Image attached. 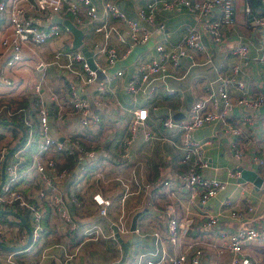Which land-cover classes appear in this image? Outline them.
Instances as JSON below:
<instances>
[{"label": "built area", "instance_id": "built-area-1", "mask_svg": "<svg viewBox=\"0 0 264 264\" xmlns=\"http://www.w3.org/2000/svg\"><path fill=\"white\" fill-rule=\"evenodd\" d=\"M261 1L264 3V0ZM159 2L165 8L189 6L205 20L206 28L189 26L177 47L169 48L159 42L156 44V54L137 64L127 82V89L134 93L141 91L148 98L154 97L163 84L164 75L161 73L168 63L177 65L189 53V48L203 46L204 32L207 31L213 41L223 42L224 28L231 22L235 12L234 0H152L141 5L138 14L147 21H153L154 9ZM218 7L220 12L217 13L220 14L212 16L211 13ZM104 8L109 13H100L93 0H0V56L6 57L3 66L0 65V241L16 247L28 242L29 232L22 217L31 228V239L26 246L7 250L3 259L7 264H24L19 259L22 251L30 250L40 253L41 257H49L55 254L56 248L61 249L60 262L71 264L72 257L80 248L74 236L80 223L74 213L98 212L106 215L112 204V198L105 194V184H102L108 180L107 172L111 168L107 163L109 159H100L96 144L86 143L82 138L85 129L91 123H99L102 116L100 112L92 111L91 98L79 90V85L94 83L95 100L102 105L106 104L103 98L107 95L112 77L108 67L126 55L136 43L147 41L151 32L139 19L128 16L115 3L106 1ZM246 8L250 10L249 5ZM56 13L63 17L70 14L72 21L80 27L86 21L95 22L94 30L102 33L104 38L94 46L95 65H91L80 46L63 48L57 49L51 59L39 57L34 64L25 62L21 66L20 70L29 77L35 75L36 69H41L39 79L33 77L29 81L27 76H14L13 66L25 60V51L33 54L34 47L64 35V25L53 21ZM110 16L119 18L126 25L130 41L123 53L110 42L114 33L124 39L118 26L110 22ZM253 18L262 26L264 39V14ZM234 51L240 61L246 62L250 58L249 46L245 43L236 45ZM100 53L106 55L108 65L99 61ZM52 64L68 71L67 95H62L48 83L47 71ZM238 69V65L233 68L234 71ZM7 71H11V74ZM116 74H123V69H117ZM216 83L218 88L211 85L207 95L195 99L183 118L175 119L168 114L162 122L167 127L180 130L186 159L196 154L194 163L180 172L178 179L183 183L182 188L190 192L192 199L199 198L200 209L196 213L205 225L214 227L213 235L218 242L215 246H218L220 252L230 253V264H264V258L248 251L253 242L264 244V226L259 227L253 223L246 213L253 210V205H249L246 210L235 209L231 197L227 196L221 199L217 210L209 209V201L226 188L228 181L203 173L202 169L209 165L204 154L207 140L193 136L197 127L219 120L224 130L233 136L234 155L240 157L243 150L238 145L237 137L245 131L244 122L232 120L233 109L236 106H260L264 102V90L247 92L246 81L235 74L220 75ZM230 85L239 88L242 93L233 96L229 91ZM20 95L32 98V105L23 112L13 104ZM48 101L57 106H50ZM148 115L146 106L133 109L129 132L122 141V153L125 156H130L139 135L153 137L152 130L146 125ZM75 119L77 122L74 124ZM55 130L63 138L55 135ZM256 161L264 169V155H258ZM81 162L79 170L72 175ZM69 178H72L68 192L74 213L65 197L64 186ZM95 180L94 188H88ZM134 182L133 189L138 193L147 194L152 189L150 181L137 177ZM176 186L172 178H163L159 189L164 193H173ZM89 191H92L91 200L86 194ZM128 193L127 188L123 199ZM223 216L237 220L234 230L216 226ZM193 222V216L189 215L179 219L170 205L167 238L172 242L183 239ZM116 224L121 233L129 229L123 214ZM139 229L137 226L136 231ZM109 232L116 236L113 226ZM84 233L93 239L107 235L100 224L86 227ZM203 255L201 239H189L178 252H169L162 245L158 256L143 259L142 255L136 264H201Z\"/></svg>", "mask_w": 264, "mask_h": 264}, {"label": "crops", "instance_id": "crops-1", "mask_svg": "<svg viewBox=\"0 0 264 264\" xmlns=\"http://www.w3.org/2000/svg\"><path fill=\"white\" fill-rule=\"evenodd\" d=\"M106 1L118 5L128 16L139 19L142 25L150 30L151 35L147 41L136 43L126 55L108 67V72L112 77L107 95L103 98L106 104L102 105L95 100L94 83L79 85V90L91 98L92 111L100 112L102 116L99 123H91L85 129L82 138L86 143L96 144L100 159H109L107 162L111 167L107 172L109 186L104 187L103 190L112 198V204L106 214L107 218H101L99 213L95 212L91 216L93 218H90L92 220H89V223L100 224L107 233L106 236L100 237V240L103 239L102 243L85 235L84 229L81 230L80 227L86 222L82 218L79 220L80 225L74 236L80 243L79 255H85V258L81 257L84 259L81 262L87 264L89 258L95 259L92 251L102 253L96 258L97 264H112L121 258V243L116 236L109 234V231L112 223H116L123 214L129 229L122 235L125 239L132 235H136V238L131 242L129 253L121 264H136L142 255H144L143 259L158 256L162 245L169 252H178L189 239H201L204 249L201 264H230V253L220 252L218 246H215L218 242L213 235L214 227L205 225L196 213L200 209L199 198L192 199L190 192L182 188L183 183L178 179L179 173L194 163L196 154L185 158L180 130L165 126L162 119L168 114L175 119L183 118L195 99L207 95L211 85L218 88L216 79L220 75L235 74L236 77L244 79L247 83V92L256 93L264 90V39L262 38V26L253 18V16L264 14V3L261 0H234L235 12L231 22L224 28V41L217 43L207 31L204 32L203 46L189 48V53L182 57L177 65L168 63L161 73L164 75L163 84L154 97L148 98L141 91L134 93L127 89V82L133 75L137 64L152 58L156 54V44L159 42L169 48L177 47L189 26L196 25L205 29V20L198 16L196 10L187 5L165 8L159 2L154 9V20L147 21L138 14V9L152 0H93L102 14L109 13L104 8ZM247 5L250 10H247ZM218 11L220 12L219 7L211 15L220 14L217 13ZM65 17L72 20L70 14ZM110 22L118 26L124 37L121 39L117 33H114L110 37V42L123 53L130 41L126 25L122 20L113 16H110ZM94 24V21H86L81 25L84 31L83 43L92 52L95 44L104 40L103 34L94 30ZM64 27L63 36L34 47L33 54L25 51V60L13 66L14 76L28 77L29 81L33 77L39 79L41 69H36L35 75L29 77L26 72L20 70L21 66L25 62L32 65L39 57L51 59L57 49L74 48L73 32L66 26ZM241 43L249 46L250 58L246 62L240 61L234 51L235 46ZM64 44L70 46H64ZM98 59L108 65L104 53H100ZM5 61L6 57L0 56L1 66ZM235 65L239 67L237 71L233 70ZM120 68L123 69V74H116V70ZM48 70L49 85L62 95H67L69 91L68 71L54 64L50 65ZM7 72L11 74V71ZM229 91L233 96L242 93L234 85L229 86ZM16 98L14 105L22 112L32 105V98L29 95H20ZM48 104L57 106L50 101ZM139 106L148 107L149 115L146 125L152 130L153 137L145 138L139 135L130 156H125L122 153V141L129 132V120L133 109ZM232 120L237 123L244 122L245 131L237 137L238 145L243 150L240 157L234 155L233 136L224 130L219 120L206 122L193 131L195 138L207 140L204 145V154L209 165L202 169L203 173L209 177L228 181L226 188L209 201L208 207L211 211L217 210L221 199L229 196L232 199V207L235 209L246 210L249 205H253V210L246 212L247 216L253 223L263 227L264 188L257 189L252 181H241L239 176L241 167H246L256 169L264 177V169L256 161L258 155H264V102L258 107L236 106L233 109ZM76 122L77 119L73 121L74 124ZM238 170L240 172L237 173ZM137 177L152 183L149 193L134 191V181ZM163 178L174 180L177 189L175 188L173 193L160 191L159 187ZM127 188L129 193L123 199L124 190ZM91 192L86 193L90 200L92 199ZM170 205L173 206L174 213L179 219H185L188 215L193 216L194 219L193 225L184 233L183 239L177 242H172L167 238ZM138 212L137 226L140 229L136 231V229H131V225ZM236 222V219L223 216L216 226L225 230H234ZM51 238L54 239V235ZM108 241L112 242L113 250H109V245L106 244ZM60 251V248H56L53 256L41 257L38 252L26 250L19 254V259L24 264H62ZM248 251L261 259L264 258L263 243H251Z\"/></svg>", "mask_w": 264, "mask_h": 264}, {"label": "water", "instance_id": "water-1", "mask_svg": "<svg viewBox=\"0 0 264 264\" xmlns=\"http://www.w3.org/2000/svg\"><path fill=\"white\" fill-rule=\"evenodd\" d=\"M53 21L61 23L62 25L66 26L68 29H70L73 32V37H74L73 38V46H75V47L81 46V48L83 49V51L87 55L89 62L91 63V65L94 66L95 61H94V57H93V52H92V50H90L88 48V46L86 44L83 43V36H84L83 29L80 26H78L77 24H75L69 17H63L62 15H60L58 13L54 14ZM3 121H9V120L4 119ZM55 135H59V133L55 131ZM59 136L61 138H63L62 135H59ZM83 161H86V159L84 158ZM80 165H82V162L79 163V165H77L75 167L72 175H74L79 170ZM71 179L72 178H69V180L65 183L64 190H65V197L68 200L69 204L71 205L72 211L75 212V209L72 205V201L70 199V195L68 192V185L71 182ZM239 179L241 181H243V180L252 181L257 189L264 188V177L261 174H259V172L256 169L241 167V175L239 176ZM138 215H139V212L136 213V215L133 219V222L131 225L132 230L136 229V227H137ZM99 216L101 218H107L106 215H104V214H99ZM22 219H23V221L27 227V230L29 232L28 242H26L23 245L16 247V246H12L9 244L2 243L0 241V246L2 248L8 249V250L13 249V248H23L24 246H26L30 242L31 228H30L28 222L25 220V218L22 217ZM112 226H113L115 235H116L118 241L121 243V246H122L121 258L112 264H121L124 262L125 258L127 257L128 253H129V249H130V244L136 238V235H132V237L125 239L124 236L122 235V233L119 231L118 225L116 223H112ZM0 264H7V263L3 259L0 258Z\"/></svg>", "mask_w": 264, "mask_h": 264}, {"label": "rangeland", "instance_id": "rangeland-1", "mask_svg": "<svg viewBox=\"0 0 264 264\" xmlns=\"http://www.w3.org/2000/svg\"><path fill=\"white\" fill-rule=\"evenodd\" d=\"M64 46H70V45H67V44H64ZM70 48V47H69ZM49 71V70H48ZM47 71V72H48ZM55 84V83H54ZM14 104V103H13ZM106 181V180H105ZM115 180H113V182H114ZM95 182H96V180L88 187V188H90V187H93L94 188V184H95ZM112 183V182H111ZM102 184H105L104 186H103V188L105 187L106 188V186H109V183L106 181V182H103ZM93 214H89V213H84V212H81V211H77L76 213H75V217L78 219V220H81V218L83 219V220H85V225L84 226H81L80 228H81V230H83V229H85L86 227H88V226H91L92 224H93V222H90L89 223V220H92V219H90V218H93V217H91ZM97 224V223H96ZM96 241V240H95ZM96 242H100V243H102L103 242V239L102 240H100V238L99 239H97V241ZM107 245H109V250H113L114 248H113V246H112V242H110V241H108L107 243H106ZM91 250V249H90ZM5 252H7V249H5V248H2L1 246H0V257L3 255V257H1L2 259L5 257ZM101 253V252H100ZM99 252H95V251H92V254L95 256V259H93V258H89L88 259V263L87 264H97L98 263V261L96 260V258L97 257H99V256H101L102 255V253L100 254ZM85 256V255H84ZM84 256H82V255H79V251H78V253L75 255L74 254V256L72 257V262H71V264H83L81 261H83L84 259H82L81 257H84ZM85 258V257H84ZM96 261V262H95Z\"/></svg>", "mask_w": 264, "mask_h": 264}]
</instances>
